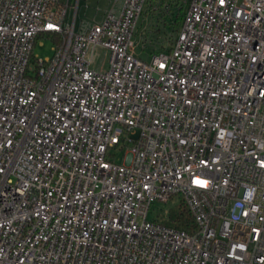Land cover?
<instances>
[{"label":"built area","instance_id":"obj_1","mask_svg":"<svg viewBox=\"0 0 264 264\" xmlns=\"http://www.w3.org/2000/svg\"><path fill=\"white\" fill-rule=\"evenodd\" d=\"M145 1L0 0V264H264V0H188L149 60ZM174 196L193 232L148 218Z\"/></svg>","mask_w":264,"mask_h":264},{"label":"rangeland","instance_id":"obj_2","mask_svg":"<svg viewBox=\"0 0 264 264\" xmlns=\"http://www.w3.org/2000/svg\"><path fill=\"white\" fill-rule=\"evenodd\" d=\"M186 2L188 0H179ZM123 0H79L77 11L72 6L68 12L67 20L72 23L75 19V27L79 29L81 26L89 25L94 22L101 23L105 19L107 12L115 8L116 12L121 9ZM172 4L166 0H146L143 4L142 13L140 14L133 40L135 41V51L144 60H149L153 51L156 52L164 45L169 48L172 43L169 40V35H174L176 31L168 26L162 24V13ZM175 10L177 7L174 8ZM187 6L185 7V10ZM158 28V29H157ZM157 29V30H155ZM55 42L49 37H40L35 43L33 54L45 58L53 55V47ZM109 53L97 48L94 55L93 65L98 69H107V62ZM128 147L124 146L122 149L113 150L114 158L117 162L123 161V154L127 151ZM178 196H174L169 201H155L152 203L148 218L156 219L164 222L169 218L170 211L175 208Z\"/></svg>","mask_w":264,"mask_h":264},{"label":"trees","instance_id":"obj_3","mask_svg":"<svg viewBox=\"0 0 264 264\" xmlns=\"http://www.w3.org/2000/svg\"><path fill=\"white\" fill-rule=\"evenodd\" d=\"M169 2L172 4V6H170L167 9V11H164V13H162L161 18H162L163 26L171 27L176 31V33L173 36L172 35L168 36L171 43H173L180 29V26L183 22V18L186 12L185 7L187 6L188 2L187 4H185L186 2L185 3L180 2L179 0H169ZM175 7H177L176 10L174 9ZM164 49H166L164 45H161L158 51ZM164 223L168 226L174 227L179 230H184L187 232H193L194 229L196 228V223L193 218V215L188 209L184 199L181 197H178V201L176 202L175 208L170 211L169 218L165 220Z\"/></svg>","mask_w":264,"mask_h":264}]
</instances>
